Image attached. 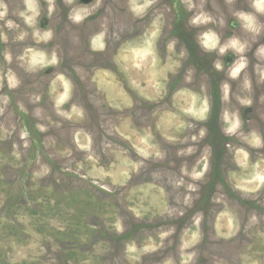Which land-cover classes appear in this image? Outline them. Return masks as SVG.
<instances>
[{"label": "rangeland", "instance_id": "1", "mask_svg": "<svg viewBox=\"0 0 264 264\" xmlns=\"http://www.w3.org/2000/svg\"><path fill=\"white\" fill-rule=\"evenodd\" d=\"M263 48L264 0H0V264H264Z\"/></svg>", "mask_w": 264, "mask_h": 264}, {"label": "bare ground", "instance_id": "2", "mask_svg": "<svg viewBox=\"0 0 264 264\" xmlns=\"http://www.w3.org/2000/svg\"><path fill=\"white\" fill-rule=\"evenodd\" d=\"M157 3H158V2H157ZM157 3H156V5H157ZM156 5H155V6H156ZM88 8H89V7H88ZM254 31H255V30H254ZM256 31H258V30H256ZM256 31H255V32H256ZM258 32H259V31H258ZM259 33H260V32H259ZM255 34H256V33H255ZM257 37H259V36H257ZM257 40H258V39H257ZM239 49H240V48H239ZM239 49H238V51H237V50H234V52H235V54L237 55V57L240 58V57H242L243 51L245 52L246 50H243V51L241 50V52H240ZM263 49H264V48H263ZM253 50H254V49H253ZM259 50H260V49H259ZM259 50H258V52H259ZM261 50H262V49H261ZM244 58H245V56H244ZM241 61H242V59H241ZM239 63H240V62H239ZM240 64H241V63H240ZM242 64H243V63H242ZM120 142H121V141H120ZM200 199H201V198H200ZM199 201H200V200H199ZM199 203H200V202H199ZM203 205H205V204H203ZM197 207H198V206H197ZM186 208H187V207H186ZM197 209H198V208H197ZM213 212H214V211H213ZM215 212H216V211H215ZM185 213H186V212H185ZM200 213H201V212H200ZM189 215H190V214H189ZM205 215H206V214H205ZM185 216H186V214H185ZM200 217H201V216H200ZM201 218H202V217H201ZM204 218H205V217H204ZM183 219H184V218H183ZM137 222H138V221H137ZM210 227H211V226H210ZM208 228H209V227H208ZM212 228H213V227H212ZM212 228H211V229L209 228V229L211 230V234H209V235H208V234L204 235V237H203V241H202V242L211 241V239H214V237L211 238V236H210V235L214 234L213 231H212ZM209 229H208V230H209ZM177 232H178V231H177ZM182 233H183V232H182ZM182 236H183V235H182ZM182 236H181V237H182ZM199 236H200V235H199ZM213 236H214V235H213ZM201 237H202V235H201ZM168 239H169V238H168ZM216 239H218L217 236H216ZM216 239H214V240H216ZM201 240H202V239H201ZM174 242H175V241H174ZM162 251H163V250H162ZM217 255H218V254H217ZM161 257H162V256H161Z\"/></svg>", "mask_w": 264, "mask_h": 264}, {"label": "trees", "instance_id": "3", "mask_svg": "<svg viewBox=\"0 0 264 264\" xmlns=\"http://www.w3.org/2000/svg\"><path fill=\"white\" fill-rule=\"evenodd\" d=\"M217 104V103H216Z\"/></svg>", "mask_w": 264, "mask_h": 264}]
</instances>
